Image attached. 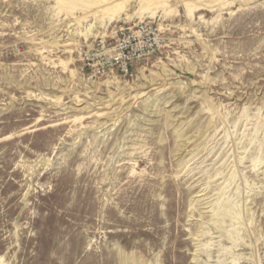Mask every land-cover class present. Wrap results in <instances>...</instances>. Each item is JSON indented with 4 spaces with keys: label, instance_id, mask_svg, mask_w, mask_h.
Returning a JSON list of instances; mask_svg holds the SVG:
<instances>
[{
    "label": "rangeland",
    "instance_id": "rangeland-1",
    "mask_svg": "<svg viewBox=\"0 0 264 264\" xmlns=\"http://www.w3.org/2000/svg\"><path fill=\"white\" fill-rule=\"evenodd\" d=\"M0 264H264V0H0Z\"/></svg>",
    "mask_w": 264,
    "mask_h": 264
},
{
    "label": "built area",
    "instance_id": "built-area-1",
    "mask_svg": "<svg viewBox=\"0 0 264 264\" xmlns=\"http://www.w3.org/2000/svg\"><path fill=\"white\" fill-rule=\"evenodd\" d=\"M163 37L154 21H140L115 33L114 44L105 49L102 42L92 41L79 47L81 73L93 80L109 73H128L130 67L155 53Z\"/></svg>",
    "mask_w": 264,
    "mask_h": 264
},
{
    "label": "bare ground",
    "instance_id": "bare-ground-1",
    "mask_svg": "<svg viewBox=\"0 0 264 264\" xmlns=\"http://www.w3.org/2000/svg\"><path fill=\"white\" fill-rule=\"evenodd\" d=\"M86 33H87V32H86ZM90 35H92V36H93V33H91V32H90V33H88L87 35H85V36H86L85 38H87V39H88ZM87 39H86V40H87Z\"/></svg>",
    "mask_w": 264,
    "mask_h": 264
}]
</instances>
